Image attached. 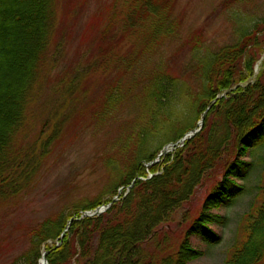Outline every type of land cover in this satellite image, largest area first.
<instances>
[{
	"label": "trees",
	"instance_id": "trees-1",
	"mask_svg": "<svg viewBox=\"0 0 264 264\" xmlns=\"http://www.w3.org/2000/svg\"><path fill=\"white\" fill-rule=\"evenodd\" d=\"M179 1L111 0L97 10L89 27L77 34L81 38L78 45L93 46L87 58L89 71L96 66L111 77L104 94L85 111L106 121L109 114L118 113L128 103L131 109H139L137 125L146 122L151 132L135 135L125 165L113 175L116 181L122 180L118 182L124 186L122 197L105 213L83 217L86 210L112 203L117 189L106 201L98 199L64 216L59 229L62 212L23 229L22 223L8 225V220L20 212L53 144L60 141L66 108L86 101L82 76L89 71L85 64L82 69L74 58L68 67L60 66L65 45L77 37L70 28L79 18L78 9L82 12L88 0H68L70 7L64 9L61 0H0V34L9 38L14 29L24 31L26 25L21 24L26 20L35 24L30 32L34 39L27 72L0 138V260L12 246L14 233L23 231L30 246L16 259L5 260L7 264H39L42 250L49 252V264H188L203 255L191 246L192 236H201L209 245L220 241L212 226L218 221L226 226L228 217L213 216L210 210L234 206L245 193L239 180L248 178L253 169L252 163L242 158L249 149L264 145V24L257 23L256 29L217 51L205 48L199 41L202 36H192V52L197 54L193 60L197 63L193 68L197 92L193 93L188 86L176 83L178 78L171 74L165 53H161L165 42L178 37L174 9ZM212 101L216 102L200 133L163 157L165 164L172 161L173 166L159 176L165 185L155 183L159 178L148 179L150 172L159 169L153 165L147 170L145 165L158 155L151 154L150 143L158 142L161 148L167 137L181 138L185 134L182 127L188 130L192 126L189 111L200 106L203 110L198 116L202 115ZM30 131L38 132L33 140ZM212 171L223 173V181L215 184L201 215L174 245V231L169 226L180 208L182 186L194 176L198 182ZM171 174H177L172 182ZM258 189L262 202L247 213L224 264H264V176ZM177 199L175 208L171 203ZM165 204L169 205L166 209Z\"/></svg>",
	"mask_w": 264,
	"mask_h": 264
},
{
	"label": "rangeland",
	"instance_id": "rangeland-1",
	"mask_svg": "<svg viewBox=\"0 0 264 264\" xmlns=\"http://www.w3.org/2000/svg\"><path fill=\"white\" fill-rule=\"evenodd\" d=\"M109 3L111 0H88L82 12L78 9L79 18L70 28V32L74 28L77 36L86 30L97 10ZM67 4L68 0H61L62 9L70 7ZM174 10V17L178 23V37L174 41L165 42L167 45L161 53H165L164 60L170 65L171 74L174 72L173 75L178 78L176 83L182 87L188 86L193 93L197 92L195 89L196 78L193 74V68L197 64L193 60H196L197 54L193 55L192 52L193 47L190 42L192 36L195 34L202 36V39L199 40L200 43L205 48L217 51L221 47L237 42L244 33L256 29L257 23L264 24V0H180ZM23 25H26L23 32H17V29H14L9 38L0 34V138L6 128V122L12 116L13 98L19 93L23 84L22 81H24L27 72V62L33 52L34 38L30 32L34 29L35 24L26 20L21 24V26ZM76 38L73 41H68V44L65 45L66 51L60 67H68L71 60L75 58L82 69L85 64L86 71H89L87 58L92 52L93 46H90V43L78 45L81 38L80 36ZM198 54L202 55V53ZM158 58L159 56L154 58V63L158 61ZM260 64L261 62L255 66L256 73H259L258 66ZM97 69L95 66L82 76L85 81L84 97L86 101L80 103V106L72 104L66 108L67 119L63 126V135L56 145L52 143L53 141L51 142L53 150L50 157L41 166L34 189L23 199L20 212L17 211L15 216L10 217L8 225L22 223L24 229L41 224L53 214L62 212L59 229L64 216L75 209L85 208L98 199L106 201L112 197L116 189L120 194L124 191V186L118 185V182L122 180L116 181L117 178L113 175L125 165L129 156L127 150L134 143L135 135L140 134L143 137L150 133L151 129L147 127L148 123L146 122L137 125L140 116L139 109H131L128 103L124 104L118 113L109 114L106 121L90 117L89 113L85 111V107L91 105L93 101H98L107 90V84L111 80L109 75L102 74L103 69L100 68L98 71ZM220 97H225V95ZM178 105L180 109L186 110L183 104L178 103ZM5 106L8 109L2 112L1 110ZM200 109L203 110L199 106L189 111L188 120L191 121L192 126L188 130L182 127L183 133L187 134L191 129L196 128L202 117L198 116L201 112ZM47 111L44 112L47 114ZM29 134L32 140L38 136V132L30 131ZM178 140L167 137L161 148L158 146V142L154 143L149 140L151 154L158 153L159 155L168 145L176 143ZM28 141H30L29 138ZM158 148L160 149L158 150ZM158 155L154 161L145 163L147 170L153 165L159 166L156 173L150 172L148 179L159 178L173 168L172 161L165 164L163 157L168 154L160 158ZM242 160L252 163L253 169L247 176L248 178H245L244 181L239 180V183L245 186V193L236 199L234 206L214 207L210 210L213 216L225 217L226 215L228 217L227 225L223 226L218 221L212 226V229L220 235V241L214 245L204 242L201 236H192L190 238L191 246L203 255L189 261L188 264H224L237 240L247 213L252 206H257L262 202L258 186L264 176V145L249 149ZM177 174L173 176L171 174L169 180L172 182ZM193 178L190 183L182 186L180 208L169 226L170 230L174 231L171 237V243L174 245L181 242L193 220L201 215L205 200L213 194L215 184L218 181H223V173L209 172L202 175L198 182ZM163 181L162 178H159L155 183L158 186L160 184L164 186ZM130 190L128 189L124 195L127 196ZM171 204L176 208L178 199L172 201ZM168 207L169 205L165 204L163 208ZM11 241L12 246L7 255L1 258L0 264H7L5 260L10 262L21 256L30 246L24 231L22 234L14 233ZM49 244L52 245L53 241H50ZM8 247L9 245L5 246L4 250ZM162 247L165 248V246ZM151 250L152 248L149 249V251ZM42 251L40 253L44 254ZM38 253L37 251V256L40 254ZM21 264L23 263L21 262Z\"/></svg>",
	"mask_w": 264,
	"mask_h": 264
},
{
	"label": "water",
	"instance_id": "water-1",
	"mask_svg": "<svg viewBox=\"0 0 264 264\" xmlns=\"http://www.w3.org/2000/svg\"><path fill=\"white\" fill-rule=\"evenodd\" d=\"M214 103H215V101H213L211 104H214ZM211 104H210L209 108H207L206 111L203 113L202 119L197 124V128L194 129V130L189 131V133L185 134L182 138H180L178 142L168 145V147H166L164 149V151L159 154L158 158H160L161 156H163L165 154H168V152L174 147L184 146L186 141H189L190 139H192V137H194L196 134H198L200 132V130L203 128L202 126H203L204 120L207 117V113H208V111H209V109L211 107ZM135 181L136 180H134L132 182V184H134ZM117 195L118 196L113 200V202H116L117 200H119L120 192ZM111 205H112V203L106 205L105 207H100V208L96 209L95 212H92V213L91 212H86L84 216L94 217L96 215H100L103 212H105L107 209H109L111 207ZM46 256H47V253H44V256H43V259H42L44 264H48Z\"/></svg>",
	"mask_w": 264,
	"mask_h": 264
},
{
	"label": "bare ground",
	"instance_id": "bare-ground-1",
	"mask_svg": "<svg viewBox=\"0 0 264 264\" xmlns=\"http://www.w3.org/2000/svg\"><path fill=\"white\" fill-rule=\"evenodd\" d=\"M29 61L27 62V64L30 62V59H28ZM40 264H43L41 261H40Z\"/></svg>",
	"mask_w": 264,
	"mask_h": 264
}]
</instances>
